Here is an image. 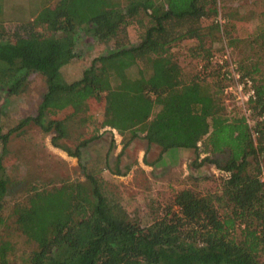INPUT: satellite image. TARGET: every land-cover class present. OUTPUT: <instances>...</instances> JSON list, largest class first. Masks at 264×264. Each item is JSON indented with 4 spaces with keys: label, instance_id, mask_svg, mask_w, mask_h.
Wrapping results in <instances>:
<instances>
[{
    "label": "trees",
    "instance_id": "1",
    "mask_svg": "<svg viewBox=\"0 0 264 264\" xmlns=\"http://www.w3.org/2000/svg\"><path fill=\"white\" fill-rule=\"evenodd\" d=\"M11 1L29 19L40 7L13 35L3 24ZM49 4L0 0V100L3 92H24L33 73L47 84L35 116L4 131L0 111V264H264V10L259 34L242 38L234 33L235 22L244 19L240 10L225 12L221 0ZM129 25L138 31L137 42L127 34ZM78 28L110 41L113 50L70 82L63 68L77 56ZM187 43L191 59L184 63L175 50ZM225 44L236 53L241 80L253 82L247 108L254 124L224 102V89L236 81L223 70L228 60L213 58ZM27 127L77 157L85 179L34 189L11 207L9 141ZM105 127L129 133L124 146L143 133L160 149L159 158L195 151L193 164H213L221 186L206 193L181 189L156 220L142 224L104 179V168L83 163ZM11 229L32 244L29 250L8 237Z\"/></svg>",
    "mask_w": 264,
    "mask_h": 264
},
{
    "label": "rangeland",
    "instance_id": "2",
    "mask_svg": "<svg viewBox=\"0 0 264 264\" xmlns=\"http://www.w3.org/2000/svg\"><path fill=\"white\" fill-rule=\"evenodd\" d=\"M57 1L50 0L49 5L53 7ZM221 5L227 13L235 12L236 8L240 10L239 17L244 19L235 22L234 33L237 36L253 38L259 34L262 28L264 0H221ZM35 15H31L30 19ZM222 17L219 16L218 21L224 27L225 19ZM30 19L21 12L20 4L11 1L5 10V32L9 35L15 34L16 30ZM127 34L131 42L138 41L139 34L134 26H128ZM75 38L77 56L63 68V74L70 82L79 79L95 57L113 50L110 41L97 40L85 28H78ZM225 45L223 49L216 48L214 61L228 60L226 55L231 60L237 58L233 48ZM188 46L189 43L175 50L184 63L191 59L187 52ZM261 70L264 72V67ZM240 85L234 83L224 89V102L229 112L235 114L240 111L254 124L255 117L247 108L248 92L246 89L241 90ZM46 90L45 78L39 73H33L24 92H3L0 100L2 130L7 131L21 119L35 116ZM261 118H264V115ZM143 136V133H140L124 146L129 140V133H121L110 127L102 128L99 141L85 150L82 159L88 168H104V179L110 183L111 189L122 204L142 224H150L156 220L174 194L181 189L193 188L203 193L217 192L221 186V172L213 164L195 166L193 161L198 154L193 150H172L159 158L160 149L149 145ZM71 143L74 145L75 142ZM107 152L109 153L106 157ZM204 155L200 153L199 158ZM7 165L13 185L6 203L11 207L16 201H26L34 189L50 187L68 179H85L78 158L55 146L52 136L45 135L37 127H27L23 133L16 131L10 136ZM11 207L7 209L8 214ZM12 219L8 218V222L11 223ZM7 235L11 240L22 243L19 244L21 250H29L32 246L13 229L8 231Z\"/></svg>",
    "mask_w": 264,
    "mask_h": 264
},
{
    "label": "built area",
    "instance_id": "3",
    "mask_svg": "<svg viewBox=\"0 0 264 264\" xmlns=\"http://www.w3.org/2000/svg\"><path fill=\"white\" fill-rule=\"evenodd\" d=\"M226 59H228V66H224L223 70H225L226 74L230 77V78H233L236 82L235 84H241L239 86V88L241 90H247V96H246V99H249L250 96L254 95L255 94V89L253 87V82L250 78L246 77L244 78L243 80H241V75L239 73V71L237 70V64L229 59V57L226 55L225 56ZM226 60H222L220 63L224 64L226 63L225 62Z\"/></svg>",
    "mask_w": 264,
    "mask_h": 264
}]
</instances>
